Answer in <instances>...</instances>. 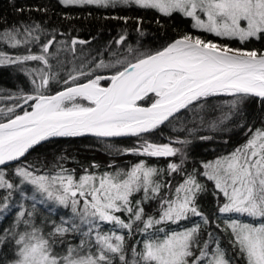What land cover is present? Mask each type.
I'll list each match as a JSON object with an SVG mask.
<instances>
[{
  "label": "snow or ice",
  "instance_id": "obj_1",
  "mask_svg": "<svg viewBox=\"0 0 264 264\" xmlns=\"http://www.w3.org/2000/svg\"><path fill=\"white\" fill-rule=\"evenodd\" d=\"M59 3L64 7L135 6L165 17L179 13L189 18L198 32L241 44L264 40V0ZM120 19L127 22L128 18ZM43 31L36 23L0 28V44L12 49L23 47L26 52L12 55L0 50V66L42 65L25 69L33 92L8 97L20 103L0 108V190L6 192L0 212L8 207L13 192L27 184L40 195L39 203L51 201L70 207L74 219L53 223L45 231L36 222L35 203L32 210L20 204L12 228L0 235V245L11 237L13 254L7 264H264V129L255 130L230 155L204 163L202 172H188L183 158L179 163L169 162L166 168L153 166L148 162L151 158L183 157L182 148L174 143L186 145L190 141L178 138L174 143H156L145 135L171 122L182 110L203 107L200 102L209 97H234L232 108L247 96L264 100V51L233 48L185 33L154 54L111 63L100 60L91 68L82 64L60 78L61 69L53 71L50 61L64 48L56 46L55 52L50 51L57 45L56 38L53 35L41 42ZM124 39L122 35L116 43L122 44ZM70 43L74 54L76 45L86 42L72 39ZM32 45L39 46L38 53L31 51ZM111 68L116 71L110 75L98 74ZM52 83H62L63 87L49 94ZM17 107L23 109L22 114ZM188 131L191 135L195 129ZM85 135L137 137L134 147L118 151L141 159L126 169L114 168L99 175L85 171L78 177L63 167L52 174H40L16 166L12 175L19 182L9 178L7 169L13 167L12 162L20 161L41 142ZM175 176L181 180L174 182ZM199 176L213 182V194L223 197L217 209L229 217L223 226L217 223L213 227L211 218L201 210L198 199L207 188ZM31 199L37 201L36 195ZM152 202L156 204L155 214L146 207ZM194 217L199 222L191 227L171 228ZM216 231L227 236L233 250L231 258ZM69 233L78 234L80 242L58 249L56 245L65 244ZM137 235L143 239L136 240Z\"/></svg>",
  "mask_w": 264,
  "mask_h": 264
},
{
  "label": "trees",
  "instance_id": "obj_2",
  "mask_svg": "<svg viewBox=\"0 0 264 264\" xmlns=\"http://www.w3.org/2000/svg\"><path fill=\"white\" fill-rule=\"evenodd\" d=\"M120 17H127V22ZM33 23L40 24L44 30L41 34V42L55 36L57 45L50 51L55 52L56 46L64 48L56 58L50 61L53 71L57 68L61 69L60 78L65 77L73 67L78 68L82 64H87V67L91 68L100 60L111 63L117 59L134 60L141 54H153L185 33L199 35L207 40L227 44L233 48L264 51V40H251L241 44L238 40L222 39L209 33L198 32L192 28L191 20L179 13L165 17L155 10L140 9L135 6L64 7L59 3V0H0V28ZM122 35L125 37L123 43L117 44V40ZM72 39L86 42L82 45L77 44L74 54L70 50ZM0 50L13 55L26 54L23 47L12 49L0 44ZM31 51L38 53L39 46L32 45ZM57 60L61 62L59 65ZM39 67H42L39 62L15 65L13 69L22 71L24 77L16 72H8L10 69L0 68V108L20 103L8 99V97L33 92V85L29 76L26 75L25 69ZM115 71V68L99 70L98 74L110 75ZM102 83L106 86L108 81ZM62 87V83H52L48 92L55 94ZM233 99L235 98L231 96L209 97L200 102L203 107L195 111L186 109L171 122H165L153 132L145 134L149 140L156 143H174L178 138L190 141L186 145L174 143L175 147L182 148L183 157L178 155L168 159L151 158L148 162L153 166L166 168L169 162L179 163L183 158L184 167L188 172H192L194 169L202 172L204 163L226 157L244 145L255 130L264 129V100L247 96L242 98L235 108H232L230 102ZM24 107L27 108V105ZM16 111L22 114L23 109L17 107ZM0 119L3 117L0 116ZM213 123L216 124L215 128L211 127ZM189 129H195V131L189 135ZM201 137L210 138L202 139ZM137 143V137L124 139H106L94 136L57 138L33 149L24 159L8 168L7 173L13 182L18 183L19 178L12 175L16 166L29 167L40 174H52L63 167L77 177L84 174L85 171L99 175L106 171L112 172L114 168L126 169L141 158L121 154L118 150L134 147ZM198 178L207 188V191L202 193L198 199L201 210L211 218L213 227L217 223L223 226V221L229 218L217 211L223 197L213 194V182L203 176ZM180 180V176L174 177V182ZM31 189L33 190L31 185H23L21 189L18 188L13 192L8 201L9 212L0 221V235L12 228L20 210V204H23L28 210H32L35 202L31 201L30 193H34ZM4 195L6 192L1 190L0 201L2 203H4L2 199ZM146 207L150 214H155V202L147 204ZM35 219L37 224L43 226L47 231L53 223L61 224L64 221L73 220L74 217L70 207L60 208L35 203ZM196 222H199V218L194 217L192 221H184L181 222V225H173L171 228L181 230L183 227H191ZM214 234L227 251L228 257L231 258L233 250L228 243L227 236L219 231ZM80 239L78 234L69 233L65 237V244L58 243L56 247L63 248L67 243L76 245ZM135 239L142 240L143 237L137 235ZM10 240L11 237L4 245H0V261L3 264H7L8 258L13 254ZM133 242L129 240L130 244Z\"/></svg>",
  "mask_w": 264,
  "mask_h": 264
},
{
  "label": "rangeland",
  "instance_id": "obj_3",
  "mask_svg": "<svg viewBox=\"0 0 264 264\" xmlns=\"http://www.w3.org/2000/svg\"><path fill=\"white\" fill-rule=\"evenodd\" d=\"M13 55V54H12ZM12 68L15 66H13V65H10ZM141 103V102H140ZM212 162H214V161H212ZM24 185H26L27 186V184H24ZM22 186L23 185H20L19 186V188L21 189L22 188ZM32 190V189H31ZM33 192H34V189L32 190ZM23 192V191H22ZM22 192H21V194H22ZM0 193H1V190H0ZM31 194V196L30 197H32L34 194L36 195V198H37V201H33L32 199H31V201H33V202H35V203H37L38 205H46V206H52V207H63V206H61V205H58V204H56V203H54V202H51V201H47V202H45V203H39L38 201L41 199V197H40V195L38 194V193H30ZM3 203H2V201H0V205H2ZM9 207H10V205L8 204V207L7 208H5L4 210H3V212H0V221L6 216V214L9 212Z\"/></svg>",
  "mask_w": 264,
  "mask_h": 264
},
{
  "label": "water",
  "instance_id": "obj_4",
  "mask_svg": "<svg viewBox=\"0 0 264 264\" xmlns=\"http://www.w3.org/2000/svg\"><path fill=\"white\" fill-rule=\"evenodd\" d=\"M153 54H154V53H153ZM185 110H186V109H185ZM185 110H182L181 112H183V111H185ZM179 114H180V113H179ZM177 115H178V114H177ZM85 136H91V135H85ZM57 138H68V137H53V138H50L49 140H47V141H43V142H41V144L36 145L33 149H35L36 147H38V146H40V145H42V144H44V143H47V142L51 141V140L57 139ZM124 138H129V137H112V138H106V139H124ZM33 149H30V150H29V153H30ZM29 153H27V154L25 155V157H26ZM25 157H22L21 160L24 159ZM21 160H20V161H21ZM17 162H19V161L12 162V163L15 164V163H17Z\"/></svg>",
  "mask_w": 264,
  "mask_h": 264
},
{
  "label": "flooded vegetation",
  "instance_id": "obj_5",
  "mask_svg": "<svg viewBox=\"0 0 264 264\" xmlns=\"http://www.w3.org/2000/svg\"><path fill=\"white\" fill-rule=\"evenodd\" d=\"M14 66V65H13ZM0 68H4V69H10L8 72L12 73V72H16L18 73L21 77H24L25 75L22 73V71L13 69L10 65H6V66H0ZM26 106V105H25Z\"/></svg>",
  "mask_w": 264,
  "mask_h": 264
}]
</instances>
